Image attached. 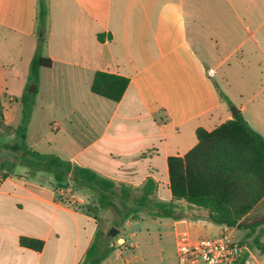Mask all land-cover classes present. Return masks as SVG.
<instances>
[{
	"label": "crops",
	"instance_id": "1",
	"mask_svg": "<svg viewBox=\"0 0 264 264\" xmlns=\"http://www.w3.org/2000/svg\"><path fill=\"white\" fill-rule=\"evenodd\" d=\"M46 2L43 56L52 67L40 71L34 109L40 107L57 133L47 143L50 153L116 183L141 187L151 178L158 197L169 201L168 159L191 151L199 128L211 132L234 117L220 93L264 137V0ZM38 13L39 0H0L6 127L16 128L11 114L29 87ZM25 43L32 44L33 53L29 69L19 75ZM97 72L130 80L119 103L91 92ZM18 167L6 177L0 172V264H82L106 210L47 173L30 175L25 168L19 175ZM62 190L73 195L60 197ZM84 203L98 208L96 214ZM263 204L264 199L250 215L264 213H257ZM178 222L189 232L200 226L203 235L228 234L246 246L241 254L247 255L246 264H264V251L250 246L260 240L264 248L262 228L238 238L243 230L212 224L197 210ZM69 224L78 231L70 243ZM21 237L43 240V251L22 247ZM118 244L121 249L102 264L134 263V246L125 238Z\"/></svg>",
	"mask_w": 264,
	"mask_h": 264
},
{
	"label": "trees",
	"instance_id": "2",
	"mask_svg": "<svg viewBox=\"0 0 264 264\" xmlns=\"http://www.w3.org/2000/svg\"><path fill=\"white\" fill-rule=\"evenodd\" d=\"M49 10L46 0H39L38 48L30 65L28 81L37 89L42 69H50L52 61L43 56V45ZM104 42L103 35H99ZM130 84L126 77L97 72L91 92L101 98L119 103ZM29 87L22 97V120L16 128L4 125V114L0 95V125L12 130L18 137L14 144H0V150L14 154L16 161L0 163V172L6 177L17 166L26 167L30 175L38 172L50 174L54 181L69 184L73 190L89 192L98 196V208L116 213L114 226L119 229L128 221L145 213L150 218H170L180 221L193 210L205 213L206 220L229 229L248 231L252 236L260 228L264 231V214L250 215L264 199V137L255 131L242 113L209 132L203 128L196 131L198 144L184 157L168 159L169 190L171 199L158 197V185L149 178L141 187H134L115 181L102 174L65 160L57 154H43L27 145L34 97ZM221 98L232 104L220 93ZM90 214L98 208L87 207ZM108 233L98 229L88 248L82 264H102L115 251ZM20 245L26 249L41 252L45 242L32 237H21ZM242 245H244L242 243ZM261 249L260 240L251 247ZM249 246V244H248ZM247 255L236 264H246Z\"/></svg>",
	"mask_w": 264,
	"mask_h": 264
},
{
	"label": "rangeland",
	"instance_id": "3",
	"mask_svg": "<svg viewBox=\"0 0 264 264\" xmlns=\"http://www.w3.org/2000/svg\"><path fill=\"white\" fill-rule=\"evenodd\" d=\"M31 45L32 44L30 43H25L23 61L17 64L18 68L16 69V73L19 75L29 69L27 60L31 58L33 53ZM221 85L224 87L223 83H221ZM32 87L33 85L29 84V90H31ZM233 93L234 92L232 89V94ZM16 107L17 108L11 114L10 122L17 127L21 124L22 120V103H19ZM233 108H236L235 105H233V103L228 104L227 102L226 109L229 116L232 114ZM48 120L44 117L40 107L35 109L33 107L27 132L29 135V138L27 139V145L29 147L30 145H34V150L43 154H52L49 151V146L47 143L57 134L56 132L52 131L51 124H49ZM55 122L59 123L57 120L53 123ZM17 141L18 137L12 130L6 129L0 125V144L11 145ZM5 160L16 161L13 153L7 150H0V163ZM25 168L26 167L19 166L18 174L21 175V170H24ZM62 192L65 195L61 196L60 193V197L69 198L68 196L73 195V192H70V195L67 194V191L62 190ZM86 193L83 192V195L87 200L98 202V196L96 194L89 192ZM83 205L86 210H90L89 208L87 209V207H89L91 204L84 203ZM263 210L264 204L259 208L257 213H261ZM116 217L117 215L113 211H104L101 215H99L100 225L98 229H101L104 233H109L111 228H115L113 223ZM128 224L130 225L127 226ZM118 230L120 232L115 238L109 236L112 239L110 244L114 245L116 247V251H118L121 249L118 244V239L125 238L128 243L133 245L135 248H133V254H135V261L133 264H176V251L178 242L180 240L178 237L179 234L188 233L191 240L213 238L211 236L203 235L204 230H202L200 226L196 228L192 226V229H190L189 232L186 227L178 221H174L170 218H150L145 213H142L137 218L128 221ZM76 232L78 231L75 228V225L69 224L67 226L66 234L68 243H70L71 240H74ZM243 234L244 231L238 232V238H242L240 236H243ZM126 246L131 247L129 244Z\"/></svg>",
	"mask_w": 264,
	"mask_h": 264
},
{
	"label": "built area",
	"instance_id": "4",
	"mask_svg": "<svg viewBox=\"0 0 264 264\" xmlns=\"http://www.w3.org/2000/svg\"><path fill=\"white\" fill-rule=\"evenodd\" d=\"M178 237L176 264H236L246 248L228 234L200 240H191L188 233Z\"/></svg>",
	"mask_w": 264,
	"mask_h": 264
},
{
	"label": "water",
	"instance_id": "5",
	"mask_svg": "<svg viewBox=\"0 0 264 264\" xmlns=\"http://www.w3.org/2000/svg\"><path fill=\"white\" fill-rule=\"evenodd\" d=\"M36 90V88L33 86L31 90H29L30 93H34ZM232 114L233 116H236L239 114V111L236 109V108H233L232 109ZM119 230L116 229V228H111V230L109 231L108 233V236L112 237V238H115L118 234H119Z\"/></svg>",
	"mask_w": 264,
	"mask_h": 264
}]
</instances>
